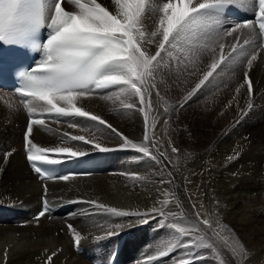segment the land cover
I'll use <instances>...</instances> for the list:
<instances>
[{
	"label": "bare ground",
	"instance_id": "1",
	"mask_svg": "<svg viewBox=\"0 0 264 264\" xmlns=\"http://www.w3.org/2000/svg\"><path fill=\"white\" fill-rule=\"evenodd\" d=\"M96 2L116 14L113 0ZM167 2L149 0L142 21L146 36L157 42L161 36L151 37V32L159 22V7ZM66 7L77 11L74 5ZM249 8L241 9L247 14ZM238 35L223 33L220 43L225 53ZM260 41L246 46L257 56L251 68L250 55L221 65L223 70L217 69L218 74L196 92L193 89L212 60L219 58V46L195 62L185 56L183 45L170 49L171 55L162 54L159 95L154 88L147 116L148 136L156 145L150 150L158 160L125 148L120 136L96 122L43 116V125H33V143L49 149L74 146L86 153L81 169L63 175L66 180L38 181L31 175L22 137L27 110L0 91V264H109L112 254H116L114 264H221V259L225 264H264V51L257 53ZM156 47V43L148 45L152 54ZM246 71L251 94L244 82ZM118 92L119 86L94 90L76 104L128 140L141 143L145 114L135 97L129 102L137 106L124 108L122 100L127 98H117ZM69 122L86 127L71 128ZM65 133L98 137L110 151L71 141ZM46 156L76 158L62 153ZM43 202L56 206L57 212L37 220ZM110 209L129 215H115ZM202 219H208L211 228ZM168 223L197 225L198 235L216 251L184 243L177 246L173 237L179 234ZM180 239L188 241L191 236ZM241 246L246 255L240 253ZM164 247L169 250L161 257Z\"/></svg>",
	"mask_w": 264,
	"mask_h": 264
},
{
	"label": "snow or ice",
	"instance_id": "2",
	"mask_svg": "<svg viewBox=\"0 0 264 264\" xmlns=\"http://www.w3.org/2000/svg\"><path fill=\"white\" fill-rule=\"evenodd\" d=\"M70 2L77 11H65L62 0H54L51 5L43 3L42 0H0V41L14 42L28 27L47 26L51 32L49 39L42 45L43 60L26 75L24 86L19 89L23 96L42 102L23 103L30 116L24 136L27 160L32 164L34 171L43 178L50 176L47 169L40 164L61 163V159L46 156V153H62L69 157H83L86 153L75 150L74 146L49 149L33 143L30 135L33 125L45 123L44 119L34 118L33 113H48L54 117H78L96 122L120 136L125 148H131L143 157L158 160L150 150L156 145L148 136L147 116L152 107V90L156 88V94L159 95L157 81L162 75V54L171 55L170 49H180L183 45L185 56L195 62L202 54L215 52L216 46H219V58L212 60L209 70L193 89V92H196L209 82L214 73L218 74L217 69L223 70L221 65L241 62L240 57L250 55L247 65L251 68L257 56L255 52L249 53L246 46H252L258 38H264V0H168L159 7V22L156 30L151 32V37L158 34L161 36L158 42L149 39L142 30V21L150 7L149 0H113L116 14H111L96 0ZM252 4L256 6L254 23L245 21L222 31L217 27L219 20L213 15L215 10L233 6L247 9ZM49 11L52 12L50 20ZM224 32L229 35L233 32L240 33L235 37L236 42L231 45V51L228 53L224 52L225 45L220 43ZM153 43L157 44L155 54L148 48V45ZM257 46H264V43ZM244 82L251 94L252 81L247 71ZM113 86H119L117 98H127L122 100L124 108L136 107L135 103L129 101L132 97L138 99L140 111L145 114L143 142L133 143L104 119L77 106L76 101L81 96L87 97L94 94V90L109 89ZM191 95L192 93H189V96ZM68 126L86 127L75 122H69ZM65 135L71 141L90 143L100 152L110 151L98 142V137L88 139L84 135ZM172 151L177 152L178 149L173 148ZM59 178L66 180L67 176ZM137 178L142 179L139 176ZM164 203L166 204L167 200ZM110 211L115 215H129L116 212L115 209ZM160 212L164 215L163 209ZM43 215L44 211L39 213V216ZM197 216L199 217V213ZM201 223L211 228L208 219H202ZM166 226L179 234L178 237H173L177 246L184 243L190 248L203 247L216 251L211 243L198 235L201 229L197 225L181 227L176 223H168ZM187 236H191V239L181 241V237ZM73 239L78 245L80 237L76 235ZM168 250L164 247L159 255H166ZM239 251L246 255L242 246Z\"/></svg>",
	"mask_w": 264,
	"mask_h": 264
},
{
	"label": "rangeland",
	"instance_id": "3",
	"mask_svg": "<svg viewBox=\"0 0 264 264\" xmlns=\"http://www.w3.org/2000/svg\"><path fill=\"white\" fill-rule=\"evenodd\" d=\"M220 23H221V21L219 22V24H220ZM220 28H221V27H220ZM224 33H226V32H224ZM161 71H162V66H161ZM220 262H221V264H223V263L225 264V262H224L222 259L220 260Z\"/></svg>",
	"mask_w": 264,
	"mask_h": 264
}]
</instances>
